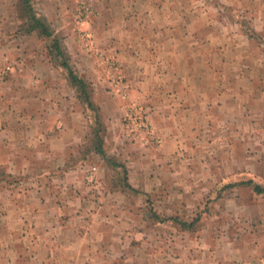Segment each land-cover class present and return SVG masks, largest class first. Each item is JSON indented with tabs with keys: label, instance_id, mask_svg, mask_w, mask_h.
<instances>
[{
	"label": "crops",
	"instance_id": "0c3cea01",
	"mask_svg": "<svg viewBox=\"0 0 264 264\" xmlns=\"http://www.w3.org/2000/svg\"><path fill=\"white\" fill-rule=\"evenodd\" d=\"M5 1L11 4L13 2ZM72 1L37 0L42 15L58 24L53 26L54 33L64 29L67 33L63 35L68 36L70 41H73V33L59 18L67 16ZM101 2L107 5L113 15L114 0ZM117 2L125 3L120 12L132 4L130 5L132 11L125 12V18H140L136 23H142L144 18H149L152 22L133 28L121 27L119 31L122 41L117 48L125 60L124 67L128 66L131 70L130 76L136 84L135 87L147 84V90L144 89L139 94L140 100L147 102L145 106L154 110L153 119L159 131L163 127L165 129V134L157 132L162 144L153 141L147 147V150L153 152V159L163 158L174 162L180 154L186 160H193L195 158L190 151L188 140L197 137L199 142H205L203 145L205 151L203 153L201 149L198 151L204 156H208L209 153H227L232 156L239 152L237 146L240 145L243 147L241 154L245 157L242 162L257 160L253 158L255 153L262 155V161L264 150L254 149L255 131L262 123L254 122L252 116L247 118L249 120L242 121L235 115L237 110L242 108L246 114H254L253 106L249 104L251 101L247 100L255 97V94L251 96L253 92H257V97L264 98V36L261 43L263 47L260 49L263 50L262 54L259 53V49L251 46L248 57L244 58L238 47H246L248 41L251 45L254 44L251 42L253 38L249 37L246 43L240 40L247 32L243 30L238 20L233 21L235 26L233 30L226 31L222 27L221 18L227 14L223 13L222 8H215V4L241 6L245 3L241 8L248 11L249 15L251 14L250 18L256 21L253 25L255 33L264 35V0H117ZM41 3L45 5L41 6ZM12 14L11 11V15H5V21L0 22L2 37L13 26ZM194 16L197 19L207 17V25L201 27L191 24ZM223 30L227 35L225 40L220 35ZM147 33L155 38H148ZM164 33L166 40L160 41L159 38ZM231 33L241 34L242 37L235 39L228 36ZM180 34L182 41L176 42L174 36ZM202 35L207 38L205 45L208 54L205 60ZM18 46L22 48L24 45L21 43L16 45ZM233 49L238 51L236 55ZM29 56L27 54L25 61L22 62L23 73L6 76L0 84V177L16 176L21 180L17 187L11 184L0 187L2 190L0 193L5 194V199L0 201V207L5 210V213H0V225L20 229L23 238L24 229L37 226L38 232L35 236L42 242H52L54 246V249L37 254L39 264L49 262L129 264L130 259L140 258L148 259V264H152L151 259L157 257L166 259L167 264L170 259L178 261V264H184V258L190 254L184 239H190V235L180 233L171 236L167 233L161 235L159 231H150L153 234L149 239H144L140 236L146 233V230L142 232L143 220L139 216L138 219L130 216L136 215L134 206L126 196V190L114 184L113 179H109L111 185L103 188V195L106 198L102 196L95 199L102 203L97 204L95 200L92 202L93 184L92 182L84 184L82 174L84 173L82 168L87 167L88 158L80 159L86 150L83 145L90 132L86 112L80 105L77 92L66 74H59L55 67L49 66L46 61ZM227 66L231 68L227 70ZM43 67L46 69L41 72ZM94 80V86L106 82L100 77ZM157 81L164 83L150 85ZM101 94L103 91L100 88L97 96ZM236 99H243L245 104H238ZM125 103V107L110 104L104 108L106 115L112 112L115 114L113 118L109 115L107 118L104 148L116 155L127 156L130 151L131 153L135 151L132 144L122 140L124 127L117 116L119 113H127L128 101ZM261 113L264 114V102ZM261 132L264 134V124L261 126ZM161 135H164V138ZM211 139L219 151L211 147ZM209 145L210 149L206 151ZM223 145L227 150H221L220 146ZM98 155H93L92 160ZM218 160L223 159L220 157ZM141 170L145 171L141 176L143 181L165 178L159 175L165 173L164 171L152 173L147 169ZM165 174L171 179H176L184 175L187 177L189 170L170 169ZM210 174L218 176L219 173L210 171ZM206 176L208 173L203 171L195 176L200 183L198 186H191L188 181L181 182L180 186L154 185L150 190L160 193L162 207L159 209L160 212L171 215L174 211L168 210L170 207L176 208L177 211L188 209L191 206V191L195 187L199 190V197L203 192H210L213 187L211 189L204 187L199 179ZM239 176L246 177V174ZM85 177L87 179L86 174ZM246 181L240 183L242 185L231 186L232 194H239L240 191L249 192L251 195L264 193L263 186H259L260 190H257L258 185ZM97 182L95 189L100 188V179ZM132 186L139 189L135 185ZM50 187L54 189L51 190ZM141 188L145 192L149 191L146 186ZM31 194L37 195L34 201H31ZM253 197L251 196L249 200ZM245 204L250 205L251 202L245 201L243 206ZM90 207L94 210L93 214ZM87 210L92 217L84 222ZM36 214L37 217L33 221ZM171 224L172 222H167L163 225L172 226ZM235 232L229 237L220 233L215 234L213 228V235L206 236L202 231L199 232L195 236L198 241L195 252L203 261L187 257L186 263L223 264V258L218 253L225 240L230 245L229 250L235 252L236 256L229 264H242V257H238L239 254L249 256L251 261L257 257H264V235L259 239L254 234L243 237L240 231L237 232L235 229ZM28 236L29 233L25 237ZM135 236L136 241L133 240ZM7 237L11 238L8 245L13 247L14 244L11 242H14L15 236ZM202 242L203 249L199 246Z\"/></svg>",
	"mask_w": 264,
	"mask_h": 264
},
{
	"label": "rangeland",
	"instance_id": "374dc122",
	"mask_svg": "<svg viewBox=\"0 0 264 264\" xmlns=\"http://www.w3.org/2000/svg\"><path fill=\"white\" fill-rule=\"evenodd\" d=\"M32 1L34 8H37L36 11L53 30V26H57L58 24L54 23V21L51 22L49 18L42 15V11L38 9L37 0ZM72 2L73 3L69 9L70 12H67V16L59 19L64 21L65 23L63 24L67 25L73 33V41H70L68 36L63 35V33H67L64 29L55 33V36L59 37L60 43L69 57L70 64L74 66L77 72L91 84L93 90L92 101L97 107L96 110L90 109L86 103L79 100L81 102L80 105L86 112L90 125V132L87 136V141L83 145V147H86V150H84L83 156L80 157V159L83 157L88 158L87 167L82 168L84 173L81 172L84 174L83 182L86 185L87 182L91 184V182L86 179L85 174H87L92 166H97L96 176L97 179H100L101 183L99 189L94 188L98 185V182L92 183L93 185H91L94 189V192H92V202H94L97 197L104 196V198H106V196L103 195V188L111 185L109 183V179H113L114 184H118L121 188L126 190V196L130 199L132 205L134 206L136 215L132 214L133 212L131 209L132 215L130 216L135 219H138L137 217L139 216L144 222L142 232L144 233V230H146V233L140 236L144 237V239H149L150 235L153 234L150 233V231H159V234L161 235L167 233L171 236H177L173 234L188 233L190 235V239L185 238L184 240L188 244L189 249L187 251L190 252L187 257H190L191 260L200 259L203 261V259L198 257L195 252L198 248L196 246L198 241L195 239V236L201 231L203 235H213V228L215 234L220 233L225 237H229L236 233V229L237 232L240 231L243 237L254 234L260 239L264 235V193L251 195L249 192L245 193L244 191H240L239 194H232L233 191H231V186L242 185L240 183L248 180L251 181L252 185L264 187V159L261 161L262 155L255 153L253 154V158L257 160H254L253 162L248 161L247 163L242 162V160L245 159V157L241 154L243 147L238 145L237 150L239 152H236V154H233L232 156L227 153H209L208 156H204V154L201 153L205 151L203 146L205 142L201 143L199 142V138L194 137L188 140V143L190 145V151L193 153V157L195 159L186 160L185 157L180 154H178V157L174 162H169V160H165L163 158H159L158 160L153 159V152L147 150V147L153 141L156 144L161 145V139L160 136L157 135V132L165 134V129L163 127V129H160L159 131L153 119L154 110L149 107L147 108L145 106L147 102L140 100L141 97L139 94L140 92L142 93L144 89L147 90V84L143 87H135L136 84L132 81L130 76L131 70L128 66L127 68L124 67L125 60L117 48L122 41L121 32L119 31L121 27L133 28L140 25L142 26V24L149 25L152 23L151 20L149 18H144L142 23H136L140 18H125V12L132 11V8H130V5L132 4H129L128 9L125 7L123 8V11L120 12V9L123 5H125V3L117 2V0H114L112 3L114 9L113 15H111V11L107 8V5L104 2H101V0H73ZM44 5L45 3H41V6ZM244 6L245 3H242L241 6L227 3L215 4V8H222L223 13L227 14V16H223L221 18L223 23L222 27H224L226 31L229 29L233 30L235 28L233 21L238 20V22L242 25L243 30L247 32L244 33L245 37L243 39L240 38V40H243L246 43L249 37L253 38L251 42H254V44L251 45L248 41L246 47H238L240 52L243 53L242 56L245 58L248 57V51L251 46L255 49H259V53L262 54L263 50L260 49L263 47L261 43L264 35L255 33L253 25L256 21H253L250 18L251 14L249 15L248 11L241 8ZM88 7H90L89 11L86 10ZM20 9L23 10L22 0H13L12 4L5 0H0V22H3V20L5 21V15L9 16L11 15V11L13 12V26L7 33H5V35L3 34V37L0 35V84L6 76L24 72L22 62L25 61L27 54L30 55L29 57H37L40 60L42 59L43 61H46L49 66H54L57 73L67 75L66 68L61 65V57L57 55L54 50L55 48L52 47V38L39 36L37 31L32 30L28 32L30 25L34 22L32 20L30 21V17L28 15H23L24 13L23 11L21 12ZM126 23H128V25H126ZM216 23L219 24L217 21ZM162 24L165 25V22ZM191 24L200 26L207 25V17H204V19H197V17L194 16L193 19H191ZM79 29L83 32H91V38H84ZM21 35H28L29 37H22ZM181 35L182 34L174 36L176 42L182 41V38H180ZM220 35L223 40L226 39L227 35L224 30L221 31ZM229 35L233 36L235 39H238L240 36L242 37L241 34L235 35L231 33L228 34V36ZM147 37L151 39L155 38L154 36H151L150 33H147ZM162 37H160L159 40L165 41L166 34H162ZM201 37L204 41L203 57L205 60L206 54H208L207 46L205 45L207 43V38L204 35ZM21 43L24 45L22 48H19V46L16 47V45H20ZM233 52L234 55H236L238 51L233 49ZM207 57H209V55H207ZM230 68L231 67L229 66L226 67L227 70ZM45 69L46 67H43L41 72H44ZM97 77L104 79L106 81L104 82L105 84H96L97 86H94V79H97ZM158 83L161 84L164 82H152L150 85H156ZM95 88L98 90L96 91ZM100 88L102 89L103 94L97 96V92ZM73 89L76 91L75 87H73ZM137 90L139 92H136ZM256 93L257 92H253L251 95L253 96L255 94V97L247 99L248 102L251 101L249 104L253 106L254 114H246V111L242 108L241 110H237L235 117L245 121L247 118L252 116L254 122H259L263 125L264 114L261 113V110L264 98H261V96L257 97ZM236 100L238 104H245L243 99ZM127 101L129 105L127 113H119L117 116L120 119V123L123 124L124 127L121 138L126 143L132 144V149H134L135 152L131 153L130 151L129 154L127 153V156L122 154L116 155L104 148V140L107 135L106 127L108 126L107 118L108 115L111 116V118L115 115L114 112L110 114L107 113L108 115H106V109L104 113V108L109 107L110 104L125 107V102ZM140 105L148 112L147 115H149L150 121L155 127L154 135L148 134L142 129L138 130L137 134L143 136L147 143L142 142L139 139L133 140L128 135L132 126L134 127L133 124H128L129 116L132 115L136 111L137 106ZM262 125L257 128V131H255L254 149L264 150V134L261 132ZM161 136L164 138V135ZM98 137L103 139V149L105 151V155H102L94 150L97 145L96 138ZM211 147L216 148L217 150V147L214 146L212 139ZM220 148L221 150L226 149L225 145L220 146ZM199 149H201V153H198ZM209 149L210 145L206 148V151ZM156 153L159 152L156 151ZM93 155H98V157L96 156V159L92 160ZM220 157H222L223 160L217 161ZM137 163H139V165ZM141 169H147L152 173H156L158 170L166 173V171L170 169L184 171L189 170V175L187 177L184 175L183 177L171 179L167 174L161 173L159 175H162L165 178L159 177L156 179L157 181H143L141 176L145 171ZM202 171L203 173H208V176L199 178L200 181H202L203 186L210 189L213 187L214 190L212 189L210 192H203L199 197V190L195 187L191 191V206L188 209L185 208L177 211L176 208L172 209L170 207L168 210H173V214L170 215L167 213H161L159 210L162 209L159 199L160 193L154 192V190L150 189H152L154 185L180 186L181 182L185 183L186 181H188L191 186H198L200 183L198 182V178L195 176ZM210 171L212 173L215 171L219 174L218 176H213L210 174ZM246 171L247 173H245ZM242 172L244 173L240 174ZM245 174L246 177L239 176ZM19 181L21 180L17 179L16 176L14 178L0 177V187L5 185L9 186L10 184L17 187L19 186ZM127 183L130 184L131 188L127 186ZM132 185L139 187V189L135 187L133 188ZM144 186L149 189L148 192H145V190L141 188ZM50 189L53 190L54 188L50 187ZM1 191L2 190H0V192ZM98 191H101V194L98 193ZM250 195L254 196L251 200H249L251 198ZM35 196L37 195L31 194V201H34ZM4 199L5 194L0 193V201ZM95 201L97 204L102 203L99 200ZM245 201H249L251 204H245L243 206ZM3 205L5 206V204ZM94 205L95 204L93 203V206ZM94 207H96V205ZM93 211V208H91L92 214ZM3 212L5 213V210L0 207V213ZM156 214H158L160 218H158ZM199 214L200 219L197 222L196 227L192 230L183 229L177 222H172V226L163 225L164 223L170 222L162 220L165 219V217L175 216L180 220L192 221L196 219ZM36 217L37 214L33 218V221H35ZM84 217L85 218H83V220L85 222L86 220L91 219L92 215H90V212L87 210V214ZM132 225L135 226L134 222H132ZM20 232V229L11 228L9 225H0V264H39L37 254L39 252L43 253L48 251L49 249H54L52 242H42L35 236L38 232L37 226H29L28 230L24 229V238L20 235ZM27 233H29V236L25 237L27 236ZM10 235L15 236L14 242H11L14 244L13 247L8 245L10 244L9 241H11V238L7 236ZM135 239H137L136 236L133 240L136 241ZM149 241L150 240H147V242ZM222 244L223 247L218 254L221 255V258H223V264H229L234 261L233 259L236 257L235 252L229 250L228 247L230 245L228 241L225 240ZM203 245V242L199 243V246L202 249ZM243 245L246 244L243 243ZM147 249H149L148 245ZM212 250L213 249H211V251ZM187 257L184 258V264H190L186 263ZM238 257H242V264H264V257H257V259L253 261L249 260V256L245 254L241 256L239 254ZM151 260L152 264H167L166 259H161L159 257ZM206 261H208V259ZM168 262V264L179 263L178 261L175 262L172 259L168 260ZM128 263L148 264V259H130ZM49 264H55V262H49ZM120 264L123 263L121 262Z\"/></svg>",
	"mask_w": 264,
	"mask_h": 264
},
{
	"label": "trees",
	"instance_id": "16d2710c",
	"mask_svg": "<svg viewBox=\"0 0 264 264\" xmlns=\"http://www.w3.org/2000/svg\"><path fill=\"white\" fill-rule=\"evenodd\" d=\"M22 5H23V10L20 9V11L21 12L23 11L24 13L23 15H28L30 17V21L32 20L34 22L33 24L30 25L28 32L33 30V31H37L39 36L52 38L51 40L52 47L55 48L54 50L56 51L57 55L61 57V65L66 68L67 77L71 85L76 88L78 99L81 102L86 103L90 109L96 110L97 107L92 101L93 90L91 84L82 75H80L77 72L74 66L70 64L69 57L64 47L60 43L59 37L55 36V33L52 30V28H50L46 24L44 19L36 11L32 0H22ZM96 141H97V145L95 146L94 150L102 155H105V151L103 149V139L101 137L100 138L98 137L96 138ZM127 186L131 188L130 184L128 183ZM258 187L259 186H257V190H260V188ZM156 216L160 218L158 214H156ZM199 219H200V214L196 217V219L192 221L180 220L178 219V217L175 216L165 217V219L162 220L177 222L181 225L183 229L192 230L193 228L196 227V224L199 221Z\"/></svg>",
	"mask_w": 264,
	"mask_h": 264
},
{
	"label": "built area",
	"instance_id": "2783aa9c",
	"mask_svg": "<svg viewBox=\"0 0 264 264\" xmlns=\"http://www.w3.org/2000/svg\"><path fill=\"white\" fill-rule=\"evenodd\" d=\"M86 10L89 11L90 7H88ZM79 30L82 33L84 38H87V39L91 38L92 36L91 32H88V31L83 32L81 29ZM147 113L148 112L140 105V106H137L136 111L132 115L129 116L128 124L131 123L134 125V127L132 126V129L130 130L128 135L133 140L139 139L140 141L147 143L146 139L143 136H141L140 134H137L139 129H142L151 135L155 134V127L150 121L149 115H147ZM96 170H97V166H92L91 169L86 174L87 179L92 183H95L98 180L96 176Z\"/></svg>",
	"mask_w": 264,
	"mask_h": 264
}]
</instances>
